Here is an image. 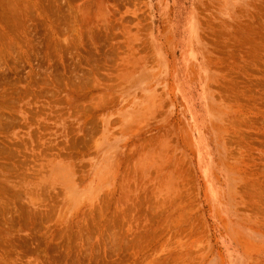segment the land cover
Here are the masks:
<instances>
[{
  "label": "rangeland",
  "instance_id": "obj_1",
  "mask_svg": "<svg viewBox=\"0 0 264 264\" xmlns=\"http://www.w3.org/2000/svg\"><path fill=\"white\" fill-rule=\"evenodd\" d=\"M0 264H264V0H0Z\"/></svg>",
  "mask_w": 264,
  "mask_h": 264
}]
</instances>
